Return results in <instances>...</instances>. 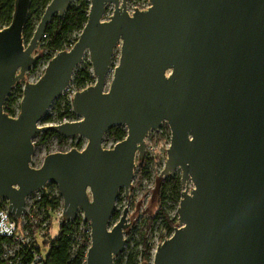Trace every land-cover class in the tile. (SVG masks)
Here are the masks:
<instances>
[{
  "label": "water",
  "instance_id": "water-1",
  "mask_svg": "<svg viewBox=\"0 0 264 264\" xmlns=\"http://www.w3.org/2000/svg\"><path fill=\"white\" fill-rule=\"evenodd\" d=\"M149 2L130 13L126 0H90L77 39L24 83L13 116L5 98L34 63L46 25L71 3L50 0L24 44L30 0H14L11 21L0 28V198L18 217L29 193L56 182L63 219L81 209L89 222L85 264H113L129 223L125 206L109 224L116 197L122 187L127 193L148 132L166 121L170 142L160 173L180 167L185 188L179 224L157 243L151 264H264V0ZM108 3L114 8L104 18ZM118 42L119 61L104 90ZM85 51L95 80L74 93L80 117L39 125ZM115 124L125 136L103 147ZM46 129L87 141L32 166V136Z\"/></svg>",
  "mask_w": 264,
  "mask_h": 264
},
{
  "label": "rangeland",
  "instance_id": "rangeland-1",
  "mask_svg": "<svg viewBox=\"0 0 264 264\" xmlns=\"http://www.w3.org/2000/svg\"><path fill=\"white\" fill-rule=\"evenodd\" d=\"M76 1L78 0H71V2ZM149 4V0H126V9L128 12L132 13L134 7L146 9ZM113 8V3H108L106 5V10L103 14L104 18H108V16L112 13ZM5 25L6 24L0 23V28ZM79 32V30H74L70 34L68 42L66 43V48H70L72 46L75 39L78 37ZM26 43L27 41L24 40V44ZM43 45L44 40L42 37L34 50V55L36 56L34 63L30 69L25 72L24 77L14 83L11 88V93L8 94V104L15 109V114H13V116L17 115L19 111V101L21 97H19V93L20 91L22 92L24 83L27 81H36L44 72L48 61V55L47 49ZM120 45V42H118L114 48L112 62L106 74L104 90L109 88V84L114 73V67L119 61ZM84 63L91 64L88 51L84 52L82 60L78 66ZM67 87L68 88L64 91V93H60L51 101L44 115L40 119L39 125L59 123L66 120H76L80 117V115L73 112L71 102L73 94L82 88L78 87L72 79ZM47 116H49L51 120H47ZM32 141L34 149L30 164L32 166H39L47 153L54 151H66L71 147L81 148L86 144L87 139L79 134L64 135L54 129H46L35 132L32 136ZM115 142L116 140L113 136V130L109 128L103 135L102 146L107 148L112 147ZM169 142L170 129L166 121L161 122L157 128L151 129L148 132L145 137L144 152L142 156L139 157L137 154L135 158L134 173L131 184L127 189V193H125V189L123 187L120 188L114 206V210L117 211V215L113 218L111 217L109 221V224L115 222L121 215L124 207H127L126 218L129 223L124 229L125 245L120 253L123 258H126L129 253H132L135 256L137 264L143 261L141 260V232L142 227L147 224L149 218H153V235L149 240L151 244V257L147 262L148 264H151L152 262L153 252L157 243L161 242L172 232L168 231L166 222L163 220L162 215L157 214L160 205L163 210H165L169 218L176 219L175 225L179 224L177 220V207L179 205L181 191L185 188V185L181 183L180 180L181 168L176 167L173 173H169L166 176H163L160 173L167 157L166 150ZM174 179H178V182L175 184L172 182ZM192 186L193 183L189 180L188 188L191 189ZM43 189L46 190L50 197H60V204H62V197L59 193L56 182L52 180L47 181L45 187L41 190L39 189L33 192L32 196L35 198L38 195H41ZM175 189L178 190V196L175 194ZM163 193H165V198L164 201H161V194ZM50 218L51 225L46 237L47 239L54 238L59 233L60 223L56 218V213H52ZM85 228L86 223L78 227L75 233L76 237H80V235L84 233ZM48 249V244L42 245V254L46 255ZM117 255L114 256L113 264L116 262Z\"/></svg>",
  "mask_w": 264,
  "mask_h": 264
},
{
  "label": "trees",
  "instance_id": "trees-1",
  "mask_svg": "<svg viewBox=\"0 0 264 264\" xmlns=\"http://www.w3.org/2000/svg\"><path fill=\"white\" fill-rule=\"evenodd\" d=\"M50 0H30V6L28 9L27 17L23 25L22 36L23 40L27 41L32 36V33L39 21L45 6ZM90 0H78L71 2L67 11L63 15L55 14L51 21L46 25L43 40L44 47L47 49L48 59L51 58L58 50L66 49V43L68 42L70 34L74 30L81 31L87 20V14L89 10ZM14 9V0H0V23L8 24L11 21L12 13ZM77 39V38H76ZM75 39V40H76ZM72 80L80 87L93 83L95 80L90 63H84L78 66L73 73ZM11 91L9 92V94ZM22 96L20 91L19 97ZM21 98V97H20ZM8 95L4 100L3 108L10 114H15V109L8 104ZM47 120H51L49 116ZM113 130V136L115 140L122 139L126 134V129L122 124L114 125L110 127ZM50 130V129H49ZM171 181V180H170ZM173 184L178 182V179L172 180ZM175 194L178 196V190L175 189ZM165 193L161 194V201H164ZM40 202L51 210L57 208L60 205V197H50L45 189L42 191ZM51 214V213H49ZM157 214H161L163 220L166 222V227L169 232L173 231L176 223L175 218H169L165 210L160 205ZM117 215V211L113 210L112 218ZM78 224V219L62 220L59 225V233L56 237L47 239V234L50 229L51 223L46 228L43 235H39L37 225L32 227V234L34 239L40 247L48 244L49 249L45 255L48 262L51 264H85L86 250L89 245L90 239L86 233L80 235L75 249L72 248L75 241L73 234L75 225ZM142 240L141 260L148 262L151 257V244L150 239L153 235V218H149L147 224L142 227ZM3 241V236L0 235V247ZM115 264H137L135 256L129 253L126 258L119 253L116 257Z\"/></svg>",
  "mask_w": 264,
  "mask_h": 264
},
{
  "label": "built area",
  "instance_id": "built-area-1",
  "mask_svg": "<svg viewBox=\"0 0 264 264\" xmlns=\"http://www.w3.org/2000/svg\"><path fill=\"white\" fill-rule=\"evenodd\" d=\"M67 86L62 93L67 90ZM35 191L25 197L24 209L18 217L10 212L7 197L0 198V235L3 236L0 247V264H51L47 261L45 255L42 254L41 247L35 241L31 229L34 225H37L39 235H43L51 223L50 216L52 213H56V218L60 223L63 220L62 204L51 210L40 202L42 194L35 198L32 196ZM75 219H78V224L75 225L76 228L74 229L73 237L75 241L72 245L73 249H75L79 240V237L75 235L76 229L84 223H86L84 233L90 239V225L84 219L81 209H78Z\"/></svg>",
  "mask_w": 264,
  "mask_h": 264
}]
</instances>
